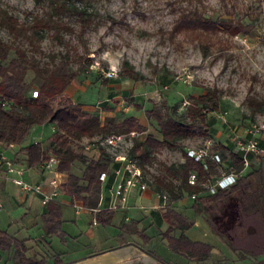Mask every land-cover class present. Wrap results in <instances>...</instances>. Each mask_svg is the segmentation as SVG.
<instances>
[{
    "label": "rangeland",
    "instance_id": "1",
    "mask_svg": "<svg viewBox=\"0 0 264 264\" xmlns=\"http://www.w3.org/2000/svg\"><path fill=\"white\" fill-rule=\"evenodd\" d=\"M79 3L91 14L92 23L82 29L79 15L67 11L57 17L72 30L62 29L61 37L50 33L39 38L32 30L15 35L0 24V39L12 47L8 58L0 62L7 64L17 56L15 48L20 47L41 66L52 63L54 56L58 61L67 54L76 68L75 60L82 54L86 56L85 70L69 81L62 94L48 99L42 105L44 111L52 114L72 102L98 115L101 125L132 115L146 125L145 133L128 135L127 142L116 149L101 144V134L85 137L77 145L82 152L91 156L104 147L113 158L128 153L130 144L147 133L160 135L156 121L146 113L153 104L167 101L185 112L193 97L206 88H215L219 90L215 100L218 107L214 108L212 102L204 104L208 116L216 119L210 133L186 139L183 149H160L153 163L145 166V176L151 179L163 172L164 165L183 162L188 148L201 147L211 139L214 149L224 154L223 163L215 164L218 172L234 168L236 156L242 155L248 159V171L262 170L261 178L252 182H264L261 161L264 152L245 149L252 136L248 129L253 126L259 128L255 135L264 141V0H80ZM49 8V0H0V15L8 10L25 24L30 23V15L44 14ZM188 12L253 25L249 32L232 36L220 31L201 40L188 31L174 34L176 21ZM202 43L207 44L206 50ZM111 69L118 71L116 77H106ZM130 70L132 77L127 75ZM33 77L30 70L28 79ZM37 89L35 86L30 92ZM251 98L263 102L256 111L249 103ZM53 125L47 122L42 130H33L34 134L52 140L57 130ZM27 133L30 130L24 135ZM86 144L91 145L90 149H85ZM262 225L259 214H241L233 230L234 239L229 241L237 257L264 251ZM250 226L256 231L250 232ZM199 228L194 226V230Z\"/></svg>",
    "mask_w": 264,
    "mask_h": 264
},
{
    "label": "trees",
    "instance_id": "2",
    "mask_svg": "<svg viewBox=\"0 0 264 264\" xmlns=\"http://www.w3.org/2000/svg\"><path fill=\"white\" fill-rule=\"evenodd\" d=\"M40 2L41 0H36ZM80 0H49V10L44 14L36 13L30 15L29 24L19 21L8 10H3L0 15V24L6 26L8 30L21 35L32 30L34 35L39 38L52 33L61 37L62 29L72 30V27L64 24L57 16L74 11L79 15L82 29L92 23L91 14L87 8L79 3ZM252 23L243 21L225 20L220 18L208 17L201 13H183L176 21L173 33L188 31L198 39L203 36L215 35L220 31H225L229 35L240 32H249ZM206 50L207 44L202 43ZM12 47L0 39V60L8 58ZM16 57L9 60L7 64L0 62V146L8 145L22 138L27 130L34 125L53 122L57 126L50 146L45 148L41 141L33 142L25 147L28 166H34L42 161L49 159L51 155L60 158L57 170L68 173V180L62 185L63 189L72 198H82L85 205L95 206L101 192V182L99 175L102 171H110L117 167L118 163L107 151L100 147V156L90 157L82 148L77 145L84 137H93L101 134L102 138L111 133L128 134L131 132L142 133L146 131V126L141 123L136 116H127L121 121L110 120L101 125L98 115L85 110L79 104L72 102L65 103L57 108L52 114L44 111L43 104L51 98L62 94L70 80L76 78L86 68V56L79 54L76 58L77 67L74 68L69 60V55H62L57 61L55 56L53 62L41 66L38 61L29 58L25 49L15 48ZM32 70L34 77L28 79V73ZM132 77L133 70L127 72ZM38 87V95L33 96L30 90ZM219 97L218 89L206 88V91L193 97V101L185 112H180L178 107L162 101L160 104L146 110L147 116L157 123L159 136L147 133L142 139L136 140L129 151V155L139 159L143 168L147 164H152L155 153L163 148L183 149V142L195 135L205 136L213 129L215 118L208 116L204 104L212 102L214 108L218 107L215 101ZM252 110L256 111L263 102L251 98L249 101ZM256 104L258 106H256ZM264 143L262 142V146ZM51 149V150H49ZM222 155V159L224 154ZM185 160L179 164L164 165L163 172L154 176V187L157 191L168 193V199L174 201L181 198L185 193L195 195L198 200L224 201L230 195L246 190L252 179H259L262 176L260 168H253L247 173L240 175L235 184L221 188L213 194H203L205 188L201 184L204 177L218 172L216 165L209 162V169L206 170L203 164L190 157L187 151L184 152ZM80 161L85 164L81 175L71 171L72 163ZM245 167L244 158L237 155L235 158L234 170L241 172ZM199 173V181L196 184L189 182L191 171ZM168 218L172 222H177L184 229L191 227V222L187 217L168 209ZM62 207L49 201L44 212L46 234L59 233L64 239L62 231ZM176 242V244H175ZM174 243V244H173ZM15 244L14 264H46V258H33L26 255L24 242L17 241L8 236L5 231L0 230V247L10 249ZM175 250H182L190 254H198L201 259L208 257L211 245L202 242H192L187 236H182L181 240L170 243ZM181 245V246H180ZM179 247V248H178ZM163 264H171L164 261L156 254L152 253ZM53 264H62L56 260Z\"/></svg>",
    "mask_w": 264,
    "mask_h": 264
},
{
    "label": "crops",
    "instance_id": "3",
    "mask_svg": "<svg viewBox=\"0 0 264 264\" xmlns=\"http://www.w3.org/2000/svg\"><path fill=\"white\" fill-rule=\"evenodd\" d=\"M48 123L54 126L53 122ZM45 124L47 122L34 125L29 129L30 133L12 146H0L6 155L17 159V166L22 173H15V176L43 186L42 192L26 190L0 166V230L24 242L28 257L46 258V264H53L56 260L62 264H163L152 255L154 253L171 264H263L264 251L248 252L237 257L229 241L234 239L233 230L243 212L259 214L264 230V182L251 180L248 189L232 194L224 201L198 200L189 193L170 201L166 191L155 189L154 176L151 179L146 176L148 188L131 189L124 204L110 209L108 188L125 176V163L114 158L118 166L108 171L105 182L100 181L101 192L96 205L87 206L82 198H72L63 189L68 173L58 171L57 164L46 167L42 161L28 166L27 145L41 141L45 148L50 146L51 140L44 135H35L33 131L42 130ZM99 156L100 151L90 157ZM261 161L264 162V156ZM84 168V163L75 161L71 171L81 175ZM118 168L121 170L116 173L115 169ZM247 168L244 167L242 174L248 172ZM54 179L58 182L53 183ZM205 194L210 196L212 193L204 191L197 196ZM45 195L50 196L49 201L62 207L64 239L59 233L46 234L44 212L49 201L43 202ZM168 209L186 216L191 227L184 229L177 222H172L167 216ZM194 226L200 228L194 230ZM254 231L256 229L250 226V232ZM184 235L192 242L210 244L212 247L208 257L201 259L198 254L173 249L170 243L181 240ZM15 249V244L10 249L0 247V264H14Z\"/></svg>",
    "mask_w": 264,
    "mask_h": 264
},
{
    "label": "built area",
    "instance_id": "4",
    "mask_svg": "<svg viewBox=\"0 0 264 264\" xmlns=\"http://www.w3.org/2000/svg\"><path fill=\"white\" fill-rule=\"evenodd\" d=\"M118 75V71L115 69H111L106 73V77L112 78ZM33 96L38 95V90L32 92ZM264 127V126H263ZM259 128L253 126L251 129H248L249 133L252 134L251 138L246 143V150H251L256 153L264 152V147L262 146V141L258 139L255 135ZM134 134V132L128 134H117L111 133L105 136L101 144L116 149L117 147L122 146L127 142V136ZM14 142L9 145L12 146ZM91 145L86 144L85 149H90ZM244 148V147H243ZM187 153L190 157L195 160L201 162L206 170L209 169V162L220 165L223 163L222 155L220 152L216 151L213 147V143L211 139L206 140L205 144L201 147H190L187 149ZM116 155V154H115ZM116 160L123 161L124 164V172L125 176L119 181L115 182L110 188H108V192L110 195V204L108 208L116 209L119 208L120 205L124 204L128 198V193L131 189L135 187H139L144 190L148 188V182L146 181V176L144 173V169L139 163V159L135 157H131L128 153L117 154L114 157ZM245 167L248 165V159L246 156H243ZM60 162V158L56 155H51L49 159L44 161V165L46 167H51L53 164H58ZM0 166L5 169L11 179L22 186V188L34 192H42L43 186L41 183H32L30 181H26L25 179L15 176V173L21 174L22 170L17 166V159L15 156L6 155L3 150L0 148ZM120 168L115 169L116 173L120 172ZM242 175L241 172H237L233 168L230 170H220L215 174L207 175L204 177L201 184L205 188L206 192L216 193L221 188L228 187L236 183L237 178ZM109 176L108 171H102L99 175V179L101 182H105ZM189 182L191 184H196L199 181V173L196 170L191 171L189 175ZM53 183H57L58 181L54 179ZM166 197V194L164 195ZM195 196V195H194ZM50 199L49 195H45L44 203H47Z\"/></svg>",
    "mask_w": 264,
    "mask_h": 264
}]
</instances>
